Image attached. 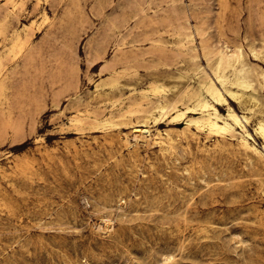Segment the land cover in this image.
<instances>
[{"label":"rangeland","instance_id":"rangeland-1","mask_svg":"<svg viewBox=\"0 0 264 264\" xmlns=\"http://www.w3.org/2000/svg\"><path fill=\"white\" fill-rule=\"evenodd\" d=\"M0 29V264H264V155L243 130L126 111L157 82L246 114L263 149L264 0H0ZM238 47L254 89L217 102L214 64Z\"/></svg>","mask_w":264,"mask_h":264},{"label":"bare ground","instance_id":"bare-ground-1","mask_svg":"<svg viewBox=\"0 0 264 264\" xmlns=\"http://www.w3.org/2000/svg\"><path fill=\"white\" fill-rule=\"evenodd\" d=\"M43 16V21L48 22L49 16L45 11ZM1 33L2 32L0 31V34ZM26 42L27 41L22 43L15 42L10 49L11 55L15 57L18 52H23ZM226 47L228 48V45H226ZM214 65L213 74L215 79H209L206 90L208 94L211 95V97H213L217 102H227L223 89L228 90V86H235L237 90L243 91L254 89L256 82L255 72L248 66L249 64H247L245 60L243 49L240 47L235 50L231 49L230 54L224 52L223 49H221V52ZM1 67L2 62L0 61V69ZM228 72H230V74H228ZM257 75L264 80V70L261 73H257ZM5 90L6 88L4 83L0 82V100L4 96ZM165 90V86L162 84L157 82L152 83L150 88L146 91V94L148 96L158 97L159 99L154 100L150 98L147 101L148 103L134 104L127 108L126 111L130 113L141 112L144 116L155 119V111H157L159 118L168 115L176 119L185 118L189 127L190 125H194L198 130L207 131L208 133L211 132L214 134H228L235 136L237 127H240L244 133H247V129L243 121L248 122L249 117L246 114L240 115L231 105L227 104L226 114L221 113L215 104H212L204 99L198 100L194 105L183 103L184 106L180 107L176 102L174 103L165 101L166 96L163 94ZM83 116H90V114H82V111L80 110L73 115L71 121L80 123L82 122ZM112 118L113 116H108L103 119L95 117L94 119L96 124H114ZM133 129V139L136 143L147 142L153 137L151 128L146 123L142 125L136 124L133 126ZM254 130L255 133L264 139V116L255 122ZM244 133L241 136L236 137L240 140V143L245 148L252 150L256 154L264 155V143L263 149H260L255 143L249 140L248 136L250 134L247 133V135H244ZM162 136H159L158 142L167 143L169 139L165 140V138ZM126 140H128V138H126ZM108 227L109 225L106 221L104 224L100 225V228L102 229H107Z\"/></svg>","mask_w":264,"mask_h":264}]
</instances>
